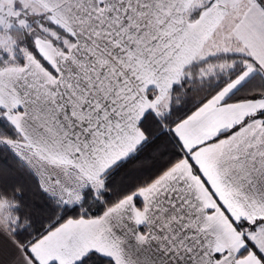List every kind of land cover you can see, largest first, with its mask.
Returning <instances> with one entry per match:
<instances>
[{"label": "snow or ice", "instance_id": "1", "mask_svg": "<svg viewBox=\"0 0 264 264\" xmlns=\"http://www.w3.org/2000/svg\"><path fill=\"white\" fill-rule=\"evenodd\" d=\"M0 264H264V0H0Z\"/></svg>", "mask_w": 264, "mask_h": 264}]
</instances>
